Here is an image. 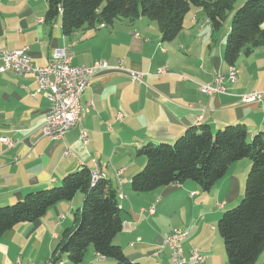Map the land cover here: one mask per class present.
<instances>
[{
  "label": "crops",
  "instance_id": "1",
  "mask_svg": "<svg viewBox=\"0 0 264 264\" xmlns=\"http://www.w3.org/2000/svg\"><path fill=\"white\" fill-rule=\"evenodd\" d=\"M47 9V0H0V52L27 48L32 64L43 68L56 49H63L72 65L90 67L106 61L110 68L96 71L80 98L83 107L93 102V109L60 141L41 132L51 104L37 93L35 76L0 73V206L58 186L81 167L92 173L99 168L124 195L120 200L124 229L114 242L132 261L172 264L164 241L181 229L188 232L186 254L199 250L205 258L201 264H227L216 224L243 198L248 160L233 164L210 193L191 181L137 193L130 181L145 166V158L138 154L144 144H173L187 129L201 126L214 133L242 124L249 139L264 133V101H241L243 94L264 90V47L242 53L235 65L237 82L226 83V94L209 96L200 85L212 84L218 74L228 76L230 70L224 60L230 17L215 32L204 11L193 7L182 32L167 43L157 23L146 18L119 20L66 37L60 17L54 23L46 21ZM161 69L167 73L160 75ZM131 73L141 79H133ZM3 137L15 145H4ZM81 204L82 195L9 231L0 239V264H48L62 234L75 227L73 214ZM82 264L114 261L92 250ZM258 264H264V254Z\"/></svg>",
  "mask_w": 264,
  "mask_h": 264
},
{
  "label": "trees",
  "instance_id": "2",
  "mask_svg": "<svg viewBox=\"0 0 264 264\" xmlns=\"http://www.w3.org/2000/svg\"><path fill=\"white\" fill-rule=\"evenodd\" d=\"M47 0L46 21L61 18L66 37L80 30L111 26L116 21L146 18L157 23L163 42H173L183 30L193 7L204 11L215 32L231 15L224 60L235 67L242 53L264 47V0ZM144 168L130 181L137 193L195 182L210 193L229 168L250 162L243 198L220 217L227 264H258L264 254V133L248 137L245 125H229L213 133L208 126L193 127L170 143H147L138 150ZM82 204L74 211L73 229L62 234L52 254V264H82L90 247L114 264L132 261L114 240L124 229L119 193L107 178L93 182L92 171L81 167L61 184L27 194L22 200L0 206V239L16 226L34 223L57 204L71 202L78 194Z\"/></svg>",
  "mask_w": 264,
  "mask_h": 264
},
{
  "label": "built area",
  "instance_id": "3",
  "mask_svg": "<svg viewBox=\"0 0 264 264\" xmlns=\"http://www.w3.org/2000/svg\"><path fill=\"white\" fill-rule=\"evenodd\" d=\"M0 59L3 61L0 73L12 72L20 76L26 74L35 76L38 85L37 93L43 94L51 104L40 129L45 137L53 141L62 140L72 128L83 123L94 104L90 102L87 107H83L80 98L90 87L96 71L110 68L106 61H97L90 67L72 65L66 50L63 49H56L50 64L43 68L35 67L32 64L27 48L0 52ZM166 73V69H161L159 72L160 75ZM131 76L135 80L141 79L139 74L131 73ZM237 76L236 67H230L228 76L218 74L212 84L200 85V90L209 96L226 94L228 91L226 83L235 84ZM241 101L246 104L263 102L264 90L242 95ZM82 139L87 143L86 132L82 133ZM1 142L9 148L15 145V142L7 137L1 138ZM66 155L69 156L70 152H66ZM122 197L120 195V198ZM149 212L153 214L154 210L151 209ZM186 236L187 232L174 230L165 239V245L171 252L172 264L203 263L205 258L198 250H191L188 255L185 254L183 243ZM16 264H20V262H16ZM48 264H52V262L49 261Z\"/></svg>",
  "mask_w": 264,
  "mask_h": 264
},
{
  "label": "rangeland",
  "instance_id": "4",
  "mask_svg": "<svg viewBox=\"0 0 264 264\" xmlns=\"http://www.w3.org/2000/svg\"><path fill=\"white\" fill-rule=\"evenodd\" d=\"M246 0H239L238 2H237V4L235 5V9H238V7H240V6H242L243 4H244V2H245ZM198 9H200V8H198ZM230 16V18H231V15H232V13H230L229 14ZM229 20V18L227 19V21ZM227 21H226V23H227ZM263 27H264V24H263ZM247 94V93H246ZM243 95H245V94H243ZM242 96V95H241ZM214 133H216V132H214ZM98 170L101 172V170L98 168ZM120 195H122L123 197L122 198H120ZM79 197H81V194L79 193L78 194V197H76L74 200H73V203L78 199L79 200ZM119 199L120 200H122V199H124V195L122 194V193H119ZM240 203V202H239ZM216 227H217V224H216ZM175 230H181V229H175ZM174 231V230H173ZM172 231V232H173ZM182 231H184V232H187V231H185V230H182ZM188 233V232H187ZM217 233H219L218 232V229H217ZM165 242V241H164ZM223 245H224V243H223ZM90 251H88V252H91L92 250H93V248L92 247H90V249H89ZM223 250L225 251V247L223 246ZM200 252V251H199ZM226 254V253H225ZM188 255V254H187ZM170 256H171V254H170ZM204 257V256H203ZM50 261H51V259H50Z\"/></svg>",
  "mask_w": 264,
  "mask_h": 264
},
{
  "label": "bare ground",
  "instance_id": "5",
  "mask_svg": "<svg viewBox=\"0 0 264 264\" xmlns=\"http://www.w3.org/2000/svg\"><path fill=\"white\" fill-rule=\"evenodd\" d=\"M100 178H104L102 175H101V173H99V171L97 172V171H95V172H93L92 173V180H93V182H95V181H97V180H99ZM0 195H1V193H0ZM1 200V199H0ZM154 210V209H153ZM187 235H188V233H187ZM186 238H187V236H186ZM186 240V239H185ZM166 241V240H165ZM185 242V241H184ZM164 245H165V242H164ZM166 247H168L167 245H165ZM183 248H184V243H183ZM170 250V249H169ZM199 251V250H198ZM184 252H185V249H184ZM171 253V252H170ZM185 254H186V252H185ZM189 254V253H188ZM187 255V254H186ZM205 261V260H204Z\"/></svg>",
  "mask_w": 264,
  "mask_h": 264
}]
</instances>
